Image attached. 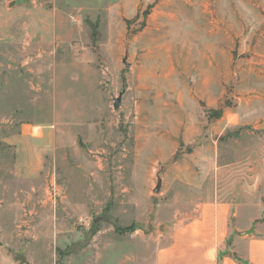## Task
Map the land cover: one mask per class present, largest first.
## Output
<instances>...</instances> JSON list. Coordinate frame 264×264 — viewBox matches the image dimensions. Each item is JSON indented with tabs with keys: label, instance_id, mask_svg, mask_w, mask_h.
Here are the masks:
<instances>
[{
	"label": "rangeland",
	"instance_id": "1",
	"mask_svg": "<svg viewBox=\"0 0 264 264\" xmlns=\"http://www.w3.org/2000/svg\"><path fill=\"white\" fill-rule=\"evenodd\" d=\"M211 200L264 222V0H0V264H150Z\"/></svg>",
	"mask_w": 264,
	"mask_h": 264
},
{
	"label": "crops",
	"instance_id": "2",
	"mask_svg": "<svg viewBox=\"0 0 264 264\" xmlns=\"http://www.w3.org/2000/svg\"><path fill=\"white\" fill-rule=\"evenodd\" d=\"M236 215L229 202H203L189 220L164 228L150 264H264V222L256 234L235 226L239 234L233 236Z\"/></svg>",
	"mask_w": 264,
	"mask_h": 264
},
{
	"label": "water",
	"instance_id": "3",
	"mask_svg": "<svg viewBox=\"0 0 264 264\" xmlns=\"http://www.w3.org/2000/svg\"><path fill=\"white\" fill-rule=\"evenodd\" d=\"M122 96H123V92L120 94L119 98L115 99V103H114V109L115 110H118L120 108L121 103H122ZM161 186H162V180L159 179L157 187L154 189V193H156V194L159 193L160 189H161ZM160 230L164 231V226H161Z\"/></svg>",
	"mask_w": 264,
	"mask_h": 264
},
{
	"label": "bare ground",
	"instance_id": "4",
	"mask_svg": "<svg viewBox=\"0 0 264 264\" xmlns=\"http://www.w3.org/2000/svg\"><path fill=\"white\" fill-rule=\"evenodd\" d=\"M34 132H38V127H34Z\"/></svg>",
	"mask_w": 264,
	"mask_h": 264
},
{
	"label": "trees",
	"instance_id": "5",
	"mask_svg": "<svg viewBox=\"0 0 264 264\" xmlns=\"http://www.w3.org/2000/svg\"><path fill=\"white\" fill-rule=\"evenodd\" d=\"M216 114H219V113H216ZM218 116V115H217Z\"/></svg>",
	"mask_w": 264,
	"mask_h": 264
}]
</instances>
